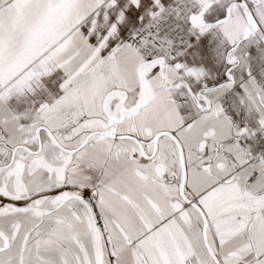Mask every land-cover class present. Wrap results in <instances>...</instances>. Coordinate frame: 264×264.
Instances as JSON below:
<instances>
[{"label":"snow or ice","instance_id":"6c2138e0","mask_svg":"<svg viewBox=\"0 0 264 264\" xmlns=\"http://www.w3.org/2000/svg\"><path fill=\"white\" fill-rule=\"evenodd\" d=\"M0 264H264V0H0Z\"/></svg>","mask_w":264,"mask_h":264}]
</instances>
